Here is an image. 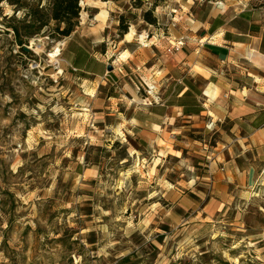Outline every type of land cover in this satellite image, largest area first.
Masks as SVG:
<instances>
[{
  "label": "rangeland",
  "instance_id": "374dc122",
  "mask_svg": "<svg viewBox=\"0 0 264 264\" xmlns=\"http://www.w3.org/2000/svg\"><path fill=\"white\" fill-rule=\"evenodd\" d=\"M18 1L0 4V264H264V190L214 222L195 219L178 206L194 201L195 186L180 181L195 161L136 152L116 119L148 83L158 88V60L195 14L264 0L87 3L68 38L34 36L29 55L3 26L22 19Z\"/></svg>",
  "mask_w": 264,
  "mask_h": 264
},
{
  "label": "crops",
  "instance_id": "0c3cea01",
  "mask_svg": "<svg viewBox=\"0 0 264 264\" xmlns=\"http://www.w3.org/2000/svg\"><path fill=\"white\" fill-rule=\"evenodd\" d=\"M207 9L158 60L161 102L116 119L136 152L195 161L180 181L195 186L194 201L178 206L210 223L264 190V6Z\"/></svg>",
  "mask_w": 264,
  "mask_h": 264
},
{
  "label": "trees",
  "instance_id": "16d2710c",
  "mask_svg": "<svg viewBox=\"0 0 264 264\" xmlns=\"http://www.w3.org/2000/svg\"><path fill=\"white\" fill-rule=\"evenodd\" d=\"M6 0H0V4ZM81 0H49L45 6L39 1L29 3L27 0L15 2V9L22 11V19L16 21V24H3L4 28L10 30L13 34L15 45L24 55H29L24 51L27 42L34 36L47 34V37L54 40L68 38L78 27ZM103 2L109 0H102ZM117 1V0H116ZM158 1V0H157ZM156 4V2L154 3ZM121 16L119 20L118 31L124 36L128 33V23L126 24ZM143 20L154 26L156 21L151 16V11L143 14ZM53 23L50 30L49 26ZM49 30V31H48ZM89 59L84 64V72L88 74L87 69Z\"/></svg>",
  "mask_w": 264,
  "mask_h": 264
},
{
  "label": "built area",
  "instance_id": "2783aa9c",
  "mask_svg": "<svg viewBox=\"0 0 264 264\" xmlns=\"http://www.w3.org/2000/svg\"><path fill=\"white\" fill-rule=\"evenodd\" d=\"M183 40H178L176 43L171 45V53H174L182 48ZM145 99L142 101V105L151 106L153 104H158L161 102V99L158 95V88L155 86V81L153 80L152 83H148L147 91Z\"/></svg>",
  "mask_w": 264,
  "mask_h": 264
},
{
  "label": "bare ground",
  "instance_id": "6f19581e",
  "mask_svg": "<svg viewBox=\"0 0 264 264\" xmlns=\"http://www.w3.org/2000/svg\"><path fill=\"white\" fill-rule=\"evenodd\" d=\"M87 3L93 4L94 6H98V5L103 6L105 4L104 2H99V0H81L79 4H80V6H83V5H86ZM99 13H101V11ZM102 13H103V11H102ZM99 15L100 14L95 15L94 19L95 20L98 19L100 17ZM102 16L104 17V15H102ZM131 36H132V32L129 31L128 33H126L124 35V41L129 42ZM58 44H63V42H59ZM58 55H59V50H56L55 53H53V56H58Z\"/></svg>",
  "mask_w": 264,
  "mask_h": 264
},
{
  "label": "water",
  "instance_id": "95a60500",
  "mask_svg": "<svg viewBox=\"0 0 264 264\" xmlns=\"http://www.w3.org/2000/svg\"><path fill=\"white\" fill-rule=\"evenodd\" d=\"M80 7V4H79ZM29 49L27 47H24V51H28ZM112 67L111 66H107V71H112Z\"/></svg>",
  "mask_w": 264,
  "mask_h": 264
}]
</instances>
